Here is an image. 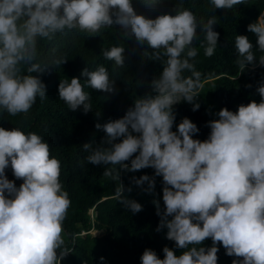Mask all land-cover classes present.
<instances>
[{
    "label": "clouds",
    "instance_id": "clouds-1",
    "mask_svg": "<svg viewBox=\"0 0 264 264\" xmlns=\"http://www.w3.org/2000/svg\"><path fill=\"white\" fill-rule=\"evenodd\" d=\"M140 2L154 5L162 0ZM247 2L209 0L213 8L223 9ZM215 23L214 17L198 21L189 9L148 17L135 10L133 0H0V110L11 116L28 113L37 97L43 101L47 88L38 73L66 61L38 62V38L51 40L74 29L95 34L115 25L122 35L146 43L150 58L162 62V71L151 82L154 94L136 98L121 118L97 122L95 128L105 133L100 145H82L87 163L113 166L104 175L118 171L114 166L129 171L151 167L154 176L133 178L137 186L147 182L148 192L155 187V176L162 177L163 210L154 201L161 216L157 231L166 228L175 248L165 246L163 258L147 248L141 264H218V242L227 255L238 258L232 264H264V82L257 88L259 102L216 113L218 119L208 121L206 139L194 138L199 128L187 117L173 130L175 104L192 103L193 111L200 107L193 103L202 87L193 41L202 33L200 46L205 56H212L219 37ZM247 30L257 37L258 48L247 35L235 36L240 72L257 62L264 66V12ZM254 48L262 54L257 57ZM124 51L114 45L103 56L119 68L125 64ZM81 75L87 78L85 85L77 77L61 80L58 95L69 110L83 106L87 113L92 106L84 87L110 93L115 80L104 66L93 71L86 67ZM9 166L22 179L19 186L5 174ZM59 176L60 162L41 135L0 126V264H61L67 254L59 251L62 223L70 200ZM124 191L120 183L117 201L132 213L141 211L142 205ZM208 238L212 245L205 247ZM176 249L182 251L177 254Z\"/></svg>",
    "mask_w": 264,
    "mask_h": 264
},
{
    "label": "trees",
    "instance_id": "trees-1",
    "mask_svg": "<svg viewBox=\"0 0 264 264\" xmlns=\"http://www.w3.org/2000/svg\"><path fill=\"white\" fill-rule=\"evenodd\" d=\"M133 6L138 13L152 18L160 14H175L176 9H189L200 22L206 23L213 17L216 20L213 27L219 37L212 56H205L200 46L202 33L198 31V39L193 41L198 50L193 63L202 84L199 97L193 103L198 101L200 107L193 111L192 103L181 101L175 104L174 131L187 117L199 128L194 138L204 140L210 132L208 121L218 119L216 113L222 108L236 111L241 104L260 101L257 88L264 82V66L257 62L247 65L240 72L236 64L234 39L236 35H247L258 48L257 37L248 32L247 26L264 12V0H248L247 4L236 5L233 9L213 8L209 0H162L154 5L133 0ZM114 45L125 48V64L119 68L103 56V50ZM151 51L146 43L139 44L134 36L122 35L119 26L115 25L104 27L95 34L74 29L58 33L51 40L38 38V62L47 64L60 57L66 61L38 73L46 84L47 96L43 101L37 97L28 113L11 116L0 110V126L38 133L49 144L51 156L60 162L59 180L70 200L62 223L63 244L59 251L67 254L61 259V264H141L140 257L147 248L153 249L160 258L164 256L162 249L165 246L175 248V242L166 238V228L157 231L161 216L157 214L154 201L159 200L163 210L162 177L155 176V187L148 192L145 190L147 182L137 186L133 178L144 174L154 176L153 168L129 171L114 166L119 173L116 171L107 176L104 169L113 166L87 163L85 157L88 153L82 149V145L89 141L101 144L105 133L95 128L97 122L103 124L121 118L134 105L136 98L154 94L151 82L159 76L163 64L150 58ZM254 51L257 57L262 54L258 49L254 48ZM99 66H104L110 78L115 80L114 91L109 93L85 86L92 109L87 113L83 111V106L75 111L69 110L59 99L58 85L61 80L77 77L85 85L87 78L81 75L82 70L87 67L93 71ZM185 76H191V72H185ZM130 162L131 158L126 163L130 165ZM5 174L17 186L23 182L14 177L10 166ZM120 183L125 189L123 195L139 202L141 211L132 213L125 209L121 201H117L115 195ZM129 187L131 191H128ZM91 230L103 233L98 236ZM211 245V238L203 242L205 247ZM217 246L218 264H232L234 259H238L227 255L219 242ZM181 251L176 249L177 254ZM101 257L104 259L101 260Z\"/></svg>",
    "mask_w": 264,
    "mask_h": 264
},
{
    "label": "rangeland",
    "instance_id": "rangeland-1",
    "mask_svg": "<svg viewBox=\"0 0 264 264\" xmlns=\"http://www.w3.org/2000/svg\"><path fill=\"white\" fill-rule=\"evenodd\" d=\"M90 232H91L92 234H94V235H98V236L102 235V233H103V232H98V231H96V230H91Z\"/></svg>",
    "mask_w": 264,
    "mask_h": 264
}]
</instances>
